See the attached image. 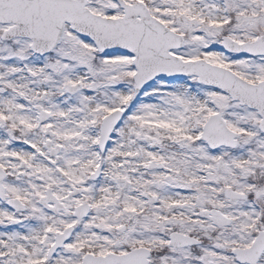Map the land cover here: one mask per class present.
I'll use <instances>...</instances> for the list:
<instances>
[{"label": "snow or ice", "instance_id": "1", "mask_svg": "<svg viewBox=\"0 0 264 264\" xmlns=\"http://www.w3.org/2000/svg\"><path fill=\"white\" fill-rule=\"evenodd\" d=\"M0 264H264V0H0Z\"/></svg>", "mask_w": 264, "mask_h": 264}]
</instances>
